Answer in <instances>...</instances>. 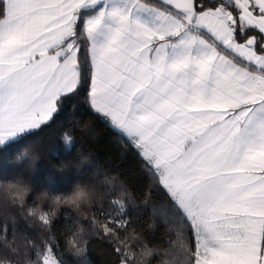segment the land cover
<instances>
[{
  "label": "snow or ice",
  "instance_id": "obj_1",
  "mask_svg": "<svg viewBox=\"0 0 264 264\" xmlns=\"http://www.w3.org/2000/svg\"><path fill=\"white\" fill-rule=\"evenodd\" d=\"M86 83L167 191L178 264H264V0H0V144ZM6 242L22 264H61Z\"/></svg>",
  "mask_w": 264,
  "mask_h": 264
},
{
  "label": "trees",
  "instance_id": "obj_2",
  "mask_svg": "<svg viewBox=\"0 0 264 264\" xmlns=\"http://www.w3.org/2000/svg\"><path fill=\"white\" fill-rule=\"evenodd\" d=\"M88 91L86 83L50 122L0 148V179L24 175L37 190L48 187L65 193L74 182L87 184L95 192L94 206L82 216L69 206L57 209L45 204L43 209L51 213L45 226L39 216L31 218L0 202V240H15L33 260L37 251L52 246L61 264H81V257L74 256L68 244L78 233L87 264H122V255L115 250L118 246L136 252L135 261L128 256L134 264H140L145 248L152 264H178L179 247L173 243L176 230L163 214L172 206L170 197L131 140L85 102ZM25 147L39 156L34 174L29 161L15 162ZM58 166L64 170L57 171ZM35 203L30 197L28 204ZM97 222L112 228L118 239L104 233ZM8 258L23 261L22 256Z\"/></svg>",
  "mask_w": 264,
  "mask_h": 264
},
{
  "label": "clouds",
  "instance_id": "obj_3",
  "mask_svg": "<svg viewBox=\"0 0 264 264\" xmlns=\"http://www.w3.org/2000/svg\"><path fill=\"white\" fill-rule=\"evenodd\" d=\"M4 146L5 144H0V148ZM23 161H29V167L34 174L39 163V156L31 155L29 149L25 147L15 157L16 163ZM63 170L64 168L57 167V171ZM30 197L36 202L34 205L28 204ZM95 198L94 190L87 184L80 182H74L71 189L65 193L55 192L48 187L37 190L31 178L24 175H16L6 180L0 179V202H7L9 206L24 209L28 215H45L43 205L48 204L57 209L62 206H69L80 213V215L86 216L94 206ZM78 235L77 233L70 237L68 244L71 246L73 255L81 257L82 264V254L85 251V247L82 238H78ZM11 245L12 242L7 241L5 246L11 248ZM127 247L125 245L126 249ZM146 249L140 253V264H146L148 257L151 255ZM127 253L135 261L136 252L129 249ZM0 264H16V261L9 259L8 256L0 255ZM24 264H32V262L25 260Z\"/></svg>",
  "mask_w": 264,
  "mask_h": 264
},
{
  "label": "rangeland",
  "instance_id": "obj_4",
  "mask_svg": "<svg viewBox=\"0 0 264 264\" xmlns=\"http://www.w3.org/2000/svg\"><path fill=\"white\" fill-rule=\"evenodd\" d=\"M110 122V121H109ZM110 124H111V122H110ZM111 126L113 127V128H115L112 124H111ZM117 131H119L120 132V130L119 129H117V128H115ZM121 133V132H120ZM123 134V133H122ZM166 191V190H165ZM167 192V191H166Z\"/></svg>",
  "mask_w": 264,
  "mask_h": 264
}]
</instances>
